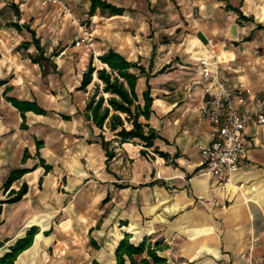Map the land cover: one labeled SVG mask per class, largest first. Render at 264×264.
I'll return each instance as SVG.
<instances>
[{
	"label": "crops",
	"instance_id": "0c3cea01",
	"mask_svg": "<svg viewBox=\"0 0 264 264\" xmlns=\"http://www.w3.org/2000/svg\"><path fill=\"white\" fill-rule=\"evenodd\" d=\"M103 1L121 11L0 0V257L34 227L14 264H117L125 234L133 245L156 242L162 264H264V125L245 123L244 155L223 186L200 170L210 124L198 111L206 93L197 65L213 54L230 89L264 98V0ZM107 49L143 68L135 91L149 86L142 121L156 132L145 146L104 131L109 158L84 113L92 83L79 88ZM40 52L45 59L32 61ZM7 97L44 111L22 115ZM15 168L26 171L6 187Z\"/></svg>",
	"mask_w": 264,
	"mask_h": 264
},
{
	"label": "trees",
	"instance_id": "16d2710c",
	"mask_svg": "<svg viewBox=\"0 0 264 264\" xmlns=\"http://www.w3.org/2000/svg\"><path fill=\"white\" fill-rule=\"evenodd\" d=\"M100 5L110 8L114 12H120L121 8L106 3L103 0H91L90 11ZM34 45L41 51L38 40L33 38ZM32 61L38 62L39 59H45L41 52L39 57H32ZM101 63L100 67H95L92 60L88 62L86 70L82 73L79 88L86 89V86L92 83L88 99L85 104L84 113L87 119L100 129V143L106 151V157L109 158L112 152L108 151L107 145L109 139H105L104 131H107L121 141L137 138L145 146L152 145L156 132L147 122L150 114V105L152 97L150 96L149 86L146 85L139 98L135 86L137 79L143 68L136 62L128 61L122 54L107 49L97 56ZM95 73V79H93ZM9 101L21 111L33 109L43 112L34 102L19 101L12 97H7ZM23 126V124H22ZM26 171L25 168L12 169L4 185L7 187L14 179L20 177ZM26 187L22 185L14 195L7 200L15 201L25 192ZM36 232L35 228H30L25 236L18 238L14 244L8 247V251L0 257V264H14L16 255L24 248L30 245L32 236ZM157 243L150 244L143 238L137 245L128 241V235L125 234L120 239L115 248V257L117 264H123L124 256L127 257L130 264H162L165 258L156 253ZM145 252L146 256L135 259L134 256Z\"/></svg>",
	"mask_w": 264,
	"mask_h": 264
},
{
	"label": "built area",
	"instance_id": "2783aa9c",
	"mask_svg": "<svg viewBox=\"0 0 264 264\" xmlns=\"http://www.w3.org/2000/svg\"><path fill=\"white\" fill-rule=\"evenodd\" d=\"M40 2L59 3V0H39ZM62 12H69L62 5ZM75 45L90 46L88 38L77 37ZM213 52L214 44L207 42ZM198 67L204 80L203 98L199 106L200 116L209 122V139L199 144L200 170L216 177L223 186L231 174L235 173L244 155L242 130L248 120L264 125V98L253 95L249 87L232 90L221 76L215 56H202ZM250 100L252 107L247 109L245 103Z\"/></svg>",
	"mask_w": 264,
	"mask_h": 264
}]
</instances>
